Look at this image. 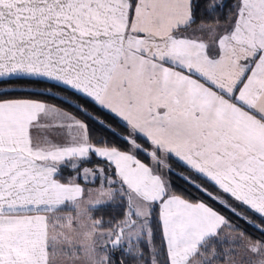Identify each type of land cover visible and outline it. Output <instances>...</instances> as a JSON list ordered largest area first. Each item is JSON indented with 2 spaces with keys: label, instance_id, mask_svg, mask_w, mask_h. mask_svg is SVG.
<instances>
[{
  "label": "snow or ice",
  "instance_id": "1",
  "mask_svg": "<svg viewBox=\"0 0 264 264\" xmlns=\"http://www.w3.org/2000/svg\"><path fill=\"white\" fill-rule=\"evenodd\" d=\"M0 264H264V0H0Z\"/></svg>",
  "mask_w": 264,
  "mask_h": 264
}]
</instances>
